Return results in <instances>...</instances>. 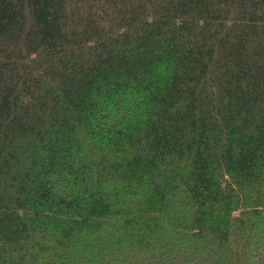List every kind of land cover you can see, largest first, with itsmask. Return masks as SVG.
<instances>
[{
  "label": "trees",
  "instance_id": "1",
  "mask_svg": "<svg viewBox=\"0 0 264 264\" xmlns=\"http://www.w3.org/2000/svg\"><path fill=\"white\" fill-rule=\"evenodd\" d=\"M263 249L264 0H0V264Z\"/></svg>",
  "mask_w": 264,
  "mask_h": 264
},
{
  "label": "rangeland",
  "instance_id": "2",
  "mask_svg": "<svg viewBox=\"0 0 264 264\" xmlns=\"http://www.w3.org/2000/svg\"><path fill=\"white\" fill-rule=\"evenodd\" d=\"M263 251H264V249H263ZM263 251H262V252H263ZM257 252H258V251H257ZM257 254H258V253H257Z\"/></svg>",
  "mask_w": 264,
  "mask_h": 264
}]
</instances>
